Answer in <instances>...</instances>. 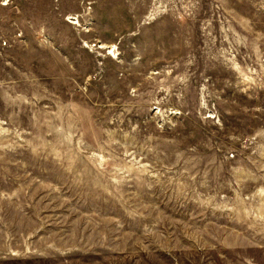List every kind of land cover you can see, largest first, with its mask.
I'll return each mask as SVG.
<instances>
[{"label":"rangeland","instance_id":"1","mask_svg":"<svg viewBox=\"0 0 264 264\" xmlns=\"http://www.w3.org/2000/svg\"><path fill=\"white\" fill-rule=\"evenodd\" d=\"M0 264H264V0H0Z\"/></svg>","mask_w":264,"mask_h":264}]
</instances>
